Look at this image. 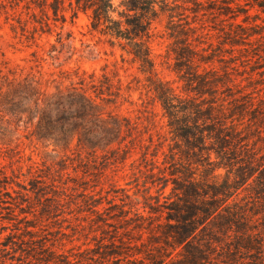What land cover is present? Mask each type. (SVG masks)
Returning <instances> with one entry per match:
<instances>
[{"label":"rangeland","instance_id":"obj_1","mask_svg":"<svg viewBox=\"0 0 264 264\" xmlns=\"http://www.w3.org/2000/svg\"><path fill=\"white\" fill-rule=\"evenodd\" d=\"M253 2L237 0L226 13L222 0L213 1L193 22L194 51H173L169 40L156 45L154 79L174 89L180 113L192 102L218 109L197 132L194 111L183 114L191 123L178 136L148 75L91 32L84 11L56 20L30 0H0V86L28 74L60 79L70 68L106 73L122 85L106 108L133 125L116 151L79 162L75 150L40 141L0 116V136L8 135L0 137V264H152V257L177 264L182 246L166 231L179 224L180 211L197 215L201 204L186 201L178 183L209 201L212 188L241 167L251 168L249 180L219 211L235 199L253 206L264 169V12L256 17ZM244 18L257 32L233 43L234 21ZM218 137L227 158L214 149ZM253 225L264 250L263 216ZM219 263V253L210 252L202 264Z\"/></svg>","mask_w":264,"mask_h":264},{"label":"trees","instance_id":"obj_2","mask_svg":"<svg viewBox=\"0 0 264 264\" xmlns=\"http://www.w3.org/2000/svg\"><path fill=\"white\" fill-rule=\"evenodd\" d=\"M30 1L41 10L48 11L49 17L52 16L49 11H53L56 20L59 15L66 20L67 10L72 11L74 18L84 11L89 17L90 31L104 37L112 46H119L148 75L169 117L168 124L178 136L188 134L185 125L191 122L195 124L196 132L201 131V120L217 114L214 104L203 108L196 102L190 103L180 113L174 89L162 80L156 81L153 76L158 75L156 45L169 40L173 51H194L192 41L196 35L193 32L197 25L193 22L198 20V15L214 8L212 2L215 0ZM222 1L225 12L229 13L232 3L237 0ZM251 6L259 11L256 17L264 12V0H254ZM243 22L234 21L237 28L234 32L238 38L234 37L233 43H240V37L257 32L245 24L246 18ZM124 53L123 58H126ZM63 71L65 73L60 75V79H47L45 82L29 74L4 81L0 86V116L3 121L7 124L16 122L18 129L24 125L33 137L54 143L56 148L65 152L75 150L79 162L84 160V156L95 158L101 153L116 151L133 126L130 118L106 108V103L121 95L122 85L106 73L100 75L95 70L70 68ZM52 84L55 88H51ZM191 111H194L193 121L189 122L190 118L183 114ZM5 136L7 133L2 132L0 137ZM224 147L225 141L218 137L214 149L219 156L227 158L222 150ZM251 172L250 167H241L232 179L212 188L210 194L213 199L209 201L201 200V194L198 195L188 185L178 183L177 188L184 191L186 201L196 197L201 204L197 206V215H185L180 211L176 216L179 224L166 231L173 239V246H182L177 264H202L210 252L219 253L222 262L219 264H264L262 235L253 225L257 215L263 216L264 220V196H260L264 194V169L253 187L258 198L252 207L235 199L219 211L228 198L249 180ZM217 244L221 246L217 248ZM151 260L152 264L162 262L154 257Z\"/></svg>","mask_w":264,"mask_h":264}]
</instances>
